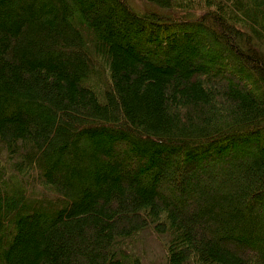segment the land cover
Listing matches in <instances>:
<instances>
[{
  "label": "trees",
  "instance_id": "16d2710c",
  "mask_svg": "<svg viewBox=\"0 0 264 264\" xmlns=\"http://www.w3.org/2000/svg\"><path fill=\"white\" fill-rule=\"evenodd\" d=\"M261 44L264 0H0V264H264Z\"/></svg>",
  "mask_w": 264,
  "mask_h": 264
},
{
  "label": "rangeland",
  "instance_id": "374dc122",
  "mask_svg": "<svg viewBox=\"0 0 264 264\" xmlns=\"http://www.w3.org/2000/svg\"><path fill=\"white\" fill-rule=\"evenodd\" d=\"M125 2L126 4H133V2L137 4L139 3V0H125ZM196 4L198 5V11L194 10V12L196 14H199V6H200L199 2L197 1ZM144 7L152 8L153 6L151 7L144 6ZM144 7H141V8H144ZM142 11H144V9H142ZM147 11L151 12V10L149 9ZM165 12H168V11H165ZM259 46L262 52L264 53V45L261 44ZM95 61L88 62V69H90L91 71H94L95 76L93 77V80L96 79L98 86L102 87L104 83L103 81H105L106 79L105 68L103 66H98L97 64H95L94 63ZM231 66H232V63H229L228 67H231ZM177 159L180 160V157H178ZM216 162L217 161L208 162L207 167L199 168V169H196L195 171L194 170L190 171L188 172L187 175L198 176L201 172V169H203L206 171V173L203 175L202 178L206 176L216 178V175L218 174V170H219L217 169L218 165L216 164ZM225 173H228L227 178L230 177L234 180L233 181V180L227 179L225 181V184H228V185L235 184V182L239 183L242 178V175H240V172H238L237 168H231V170L228 168ZM166 176H168L169 179L172 177L171 179L172 181L168 183L169 188L171 189H176V188L178 189V187L181 188L180 185L177 184L176 180H174L176 177L174 175V171L170 170L169 173H166ZM185 181L188 183L189 180L185 179ZM161 242L164 244L165 242L164 236H161L159 238L157 235L151 234V232L148 229L143 228L142 231L137 232L135 237L127 243L129 244V247H127V244H125L123 246V249H124V253L126 254V256H128L129 259L131 257V259L135 260L136 264H163V257H162L163 247H162Z\"/></svg>",
  "mask_w": 264,
  "mask_h": 264
}]
</instances>
